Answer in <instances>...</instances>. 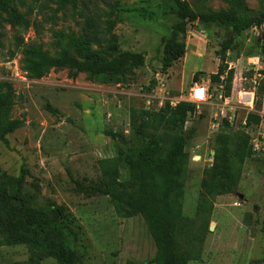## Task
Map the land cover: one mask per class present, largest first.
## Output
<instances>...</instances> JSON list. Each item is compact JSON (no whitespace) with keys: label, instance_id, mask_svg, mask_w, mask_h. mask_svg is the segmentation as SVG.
<instances>
[{"label":"rangeland","instance_id":"obj_1","mask_svg":"<svg viewBox=\"0 0 264 264\" xmlns=\"http://www.w3.org/2000/svg\"><path fill=\"white\" fill-rule=\"evenodd\" d=\"M46 1L9 0L43 25L37 36L33 28L21 30L25 42L38 38L55 56L50 45L54 31L78 34L84 19L98 14L106 32V41L98 47L100 55L109 59L114 52L135 54L142 62L112 82L91 80L86 73L73 78L67 68L30 80L22 69L21 50L10 56L14 31L5 27L0 41V97L11 92L10 117L23 126L0 142V219L6 216L5 206H18L13 201L18 183L27 207L46 212L51 220H56L54 212H60L75 224L74 264H156V246L144 220L139 215L118 217L106 185L139 186L130 177L134 161L129 159L132 150L150 143V131L138 134L130 129L132 113L139 125L141 110L157 111L162 107L157 104L168 101L165 98L186 99L193 84L203 80L212 105H199L185 125L193 126L195 134L187 147L189 162L175 175L169 192L173 239L186 264H264V153L252 156L236 171L223 163L221 147L209 132L210 116L218 108L215 105L222 104L219 95L225 93L223 84H212L209 78L223 59L226 71L233 70L228 98L237 109L232 128L261 139L264 121L246 128L240 121L264 101L262 55L255 43V39L264 43V26L249 29L240 40H229L223 27L193 22L182 39L184 55L164 68L165 43L175 23L169 0H76L75 12H54L56 6ZM185 1L194 9L235 15L264 10V0ZM243 90H253L252 102L250 94L239 98ZM225 113L231 114L226 106ZM195 156L200 159L194 160ZM8 236L0 225V239ZM0 264L57 262L41 247L31 252L20 243L0 247Z\"/></svg>","mask_w":264,"mask_h":264},{"label":"trees","instance_id":"obj_2","mask_svg":"<svg viewBox=\"0 0 264 264\" xmlns=\"http://www.w3.org/2000/svg\"><path fill=\"white\" fill-rule=\"evenodd\" d=\"M175 23L165 43L162 66L169 67L185 53L182 41L187 25L193 22L202 24H216L226 31L229 40L234 37L240 40L242 34L253 26L264 25V10L257 15H235L224 11L201 8L194 9L185 0H169ZM242 0H237L241 3ZM76 0H47V4H54L53 11L70 9L75 12ZM48 6V5H47ZM52 10V9H51ZM14 31L13 47L10 56L21 50L23 54V71L30 80L45 77L51 70L67 68L75 78L79 73H86L91 80L112 82L120 79L123 74L142 62V58L135 54L114 52L109 59L100 55L98 47L106 41V32L100 26V15L91 14L86 17L78 34H68L60 31L52 33L51 47L55 56H51L44 49L43 44L35 40L25 42L20 34L21 30L33 28L36 36L42 32L43 25L29 19L27 13L21 12L9 0H0V41L5 37V27ZM177 35L181 39H177ZM262 55L264 75V43L255 39ZM237 41L231 47L235 48ZM218 65L217 71L210 75L212 84H223L224 97H229L233 81V70L226 71V66ZM196 76V75H195ZM155 81H151V87ZM148 89V88H147ZM264 86L260 88V92ZM13 97L8 92L0 97V142H6V136L23 126L18 119H11ZM260 105V103H258ZM196 112V105L188 101H179L171 106L168 101L157 111L141 110V122L136 125V119L131 116L130 129L136 133L150 131V143L142 150H132L129 161L130 177L139 183L135 188L130 183H110L105 192L110 197V203L115 214L121 218L139 215L144 220L156 246V264H186L177 251L173 239V220L169 192L174 185L175 175L187 166L190 145L195 128H186L188 118ZM246 126H256L260 117L254 112L245 116ZM114 132V131H113ZM110 132L114 135L115 133ZM213 136L215 145L221 147L223 163L239 171L246 160L252 157L251 137L243 130H234L224 118L221 120L219 131ZM136 141L144 142L137 139ZM107 161V160H105ZM264 162V156L262 158ZM13 201L17 208L5 206L6 216L0 219L10 236L0 239V247L26 244L31 252L40 247L54 259L57 264H74L75 251L72 246L76 241L73 222L64 220L65 215L54 212L56 220L40 210L25 205L16 184ZM4 202V201H3ZM1 207V204H0ZM12 209V210H11Z\"/></svg>","mask_w":264,"mask_h":264},{"label":"built area","instance_id":"obj_3","mask_svg":"<svg viewBox=\"0 0 264 264\" xmlns=\"http://www.w3.org/2000/svg\"><path fill=\"white\" fill-rule=\"evenodd\" d=\"M264 26V25H262ZM255 27L253 26L252 28H256L258 30L261 29V27ZM263 69V64L260 70ZM246 94H250V98H251V102H252V98H253V90L252 91H246L243 90L241 93L239 92V98L241 100H244L246 98ZM212 94L209 92V86L207 85V83H204L203 80L200 81H196L193 86L190 88V92L188 94V97L186 99L179 97V98H175V99H167L169 104L171 106H174L176 103H178L179 101H188L191 103H194L196 105V110L198 109L199 105H212V103L209 101L211 98ZM248 96V95H247ZM220 99V101H222V104H218L215 105L216 107H218L216 110L213 111L212 115L210 116V121H209V132H210V136H212L213 134L217 133L219 131V127L221 124V120L222 119H226L229 123V125L233 124V117L235 114V111L237 108H235L232 105H229V98L228 97H224L223 95H219L218 97ZM166 101H164L165 103ZM250 102V104H251ZM149 104V103H148ZM250 104H248L247 106H250ZM158 107L163 106V101L159 104H157ZM225 106L227 107L228 111L231 112L230 115H227V113H225ZM254 113H256L259 117H260V124H263L264 121V101L261 104V108L258 111H255ZM241 126L243 127H247L246 126V120L245 117L240 121ZM259 135L261 136V139H259L257 136H252V138L250 139L251 145H252V156H256L258 158L259 154H263L264 153V133H259Z\"/></svg>","mask_w":264,"mask_h":264},{"label":"water","instance_id":"obj_4","mask_svg":"<svg viewBox=\"0 0 264 264\" xmlns=\"http://www.w3.org/2000/svg\"><path fill=\"white\" fill-rule=\"evenodd\" d=\"M193 159H194V160H197V159H200V157L195 156V157H193ZM201 160H203V158H201ZM240 199H242V198H240ZM253 209H254V211H256V207H254Z\"/></svg>","mask_w":264,"mask_h":264}]
</instances>
